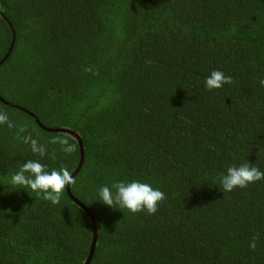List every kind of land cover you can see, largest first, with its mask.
<instances>
[{
	"label": "trees",
	"instance_id": "16d2710c",
	"mask_svg": "<svg viewBox=\"0 0 264 264\" xmlns=\"http://www.w3.org/2000/svg\"><path fill=\"white\" fill-rule=\"evenodd\" d=\"M214 70L231 82L209 91ZM0 98L15 124L0 126V264H86L92 249L68 186L52 205L9 185L29 159L72 176L83 159L70 191L95 218L90 264H264V180L221 185L229 166L264 171V0H0ZM35 119L78 135L83 158ZM28 134L76 150L41 158ZM121 180L163 191L156 213L96 201Z\"/></svg>",
	"mask_w": 264,
	"mask_h": 264
},
{
	"label": "clouds",
	"instance_id": "9594fccd",
	"mask_svg": "<svg viewBox=\"0 0 264 264\" xmlns=\"http://www.w3.org/2000/svg\"><path fill=\"white\" fill-rule=\"evenodd\" d=\"M231 82V77L226 76L222 70H214L205 80V87L211 91L220 89ZM6 125L9 129L15 127L7 111L0 110V126ZM23 143L30 147L32 153L44 158L50 155L55 159V153L49 154L47 144L61 145V150L66 155L72 154L76 149L67 139L52 138L41 143L38 134H28L22 137ZM264 180V171L251 162H245L239 166L233 165L226 169L221 177V185L224 192H232L236 188H245L251 183ZM74 183L73 176L67 167L52 168L42 163L39 159H29L21 164L9 178L12 188L26 190L42 195L44 200L52 205H59L66 186ZM96 201L114 208L127 209L132 213L147 211L154 214L158 205L165 199V193L152 184L141 180H121L109 186H102L97 192ZM255 248V243L251 245Z\"/></svg>",
	"mask_w": 264,
	"mask_h": 264
},
{
	"label": "water",
	"instance_id": "95a60500",
	"mask_svg": "<svg viewBox=\"0 0 264 264\" xmlns=\"http://www.w3.org/2000/svg\"><path fill=\"white\" fill-rule=\"evenodd\" d=\"M15 40V39H14ZM13 44H14V41H13ZM7 59V57H6ZM5 61V60H4ZM0 100H2L0 98ZM3 101V100H2ZM4 102V101H3ZM17 109H19L18 107H16ZM26 113L30 114L31 116H33L31 113L25 111ZM36 122L38 123V125L44 129L45 131H48V132H58V133H65V134H71L72 136H75L79 141H80V145H81V149H82V158H83V146H82V143H81V140L79 139V136L76 135L75 133H73L72 131H69V130H63V129H55V130H51V129H47L45 128L37 119H35ZM83 165V159L81 161V165L80 167L78 168L77 172L73 175V179L74 177L76 176V174L80 171L81 167ZM68 194L70 196V198L78 205L80 206L84 211H86L90 217H91V220L93 222V226H94V241H93V245H92V249H91V252H90V256H89V259L87 260V263L86 264H90V261L92 259V256H93V253L95 251V246H96V241H97V228H96V222H95V218L93 217V214L88 210L87 207H85L84 205H82L78 200H76L73 195L71 194V191H70V185L68 186Z\"/></svg>",
	"mask_w": 264,
	"mask_h": 264
}]
</instances>
